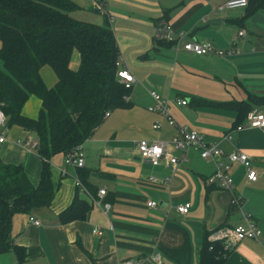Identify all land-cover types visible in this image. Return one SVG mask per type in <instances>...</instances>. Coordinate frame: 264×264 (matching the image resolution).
<instances>
[{
	"label": "crops",
	"instance_id": "obj_1",
	"mask_svg": "<svg viewBox=\"0 0 264 264\" xmlns=\"http://www.w3.org/2000/svg\"><path fill=\"white\" fill-rule=\"evenodd\" d=\"M70 1L78 10L103 15L109 23L119 61L135 80L128 94L129 106L110 112L81 145L83 168L66 166L63 154L50 158L52 203L34 215H13L11 245L22 251L23 260L19 262L10 249L0 255V264H120L129 260L154 264L151 257L155 254L160 264H198L207 235L245 222L254 224L261 235L236 244L225 253L224 264H264V131L249 128L247 122L250 113L264 115V103H253L239 120L229 108L197 104L264 99V9L250 0L246 8L234 10H220L228 0ZM162 24L227 55L196 56L181 45H159ZM77 64L75 53L71 68ZM45 67L40 76L48 88L52 85L46 83ZM150 91L168 102L177 126L197 132L205 143L216 146L223 162L228 164L230 153L248 156L257 180L247 182L242 165L228 164L232 189L209 186L206 180L214 172V161L202 160L193 150L187 152L186 162L174 167L166 160L152 165L140 159L137 142H170L177 135V129L159 113L148 111L154 106ZM175 98L186 99L187 106H176ZM37 101L33 103L40 106ZM154 124L159 129L153 130ZM6 130L1 162L22 166L36 187L42 160L30 147L18 144L28 139L24 137L28 132L18 127ZM227 134L230 141L224 139ZM170 155L182 156L174 148ZM79 173L87 192L74 186ZM99 190H105L103 198L98 197ZM74 198L88 205L86 219L61 225L58 215ZM234 199L240 202L238 206L232 205ZM147 202L156 207L148 208ZM103 204L110 206L107 213ZM184 204L190 209L181 216L176 207ZM29 217L41 225L28 223ZM95 228L100 235L92 234Z\"/></svg>",
	"mask_w": 264,
	"mask_h": 264
},
{
	"label": "trees",
	"instance_id": "obj_2",
	"mask_svg": "<svg viewBox=\"0 0 264 264\" xmlns=\"http://www.w3.org/2000/svg\"><path fill=\"white\" fill-rule=\"evenodd\" d=\"M250 1L264 9V0ZM77 9L70 0H0V110L6 128L35 133V154L42 160L36 187L22 166L6 165L0 160V255L12 249L19 262L23 253L11 245V219L15 214L29 215L51 205L54 187L50 158L81 147L102 124L106 113L129 106L124 98L130 90L116 79L119 50L109 23L95 25L75 20L71 13ZM157 44L174 45L163 40ZM75 53L78 65L72 69ZM44 66L55 75L52 88L41 79ZM31 96L40 101L37 119L22 115ZM256 99L197 104L229 108L239 120L245 118L253 103H264V99ZM81 176L79 173L80 182L88 189ZM88 210L85 202L74 198L58 215V222L64 225L84 221ZM207 236L198 264H224L222 246L208 243Z\"/></svg>",
	"mask_w": 264,
	"mask_h": 264
},
{
	"label": "built area",
	"instance_id": "obj_3",
	"mask_svg": "<svg viewBox=\"0 0 264 264\" xmlns=\"http://www.w3.org/2000/svg\"><path fill=\"white\" fill-rule=\"evenodd\" d=\"M247 7V0H228L220 10H234V9H243ZM239 35H242L240 33ZM158 39L163 40L168 43H173L174 47L181 45L182 49L185 52L194 54L196 56H206L209 54H215L217 56L227 55L221 51H215L208 44H201L195 41H192L184 33H175L168 25H160L158 29ZM232 53V52H231ZM229 53V54H231ZM228 54V55H229ZM116 79L126 90H130L131 86L134 84L135 80L133 76L126 70V68L118 60L115 64ZM154 106L148 108L149 112L159 113L167 122L170 127H175L177 129V135L171 139L170 142H147L139 141L136 143V151L140 159L149 162L152 165L158 164L161 160L168 161L170 166H176L179 163L186 162L187 152L190 150L197 151L202 160H211L214 161V172L206 180V184L209 186L216 187L221 190H231L232 189V180L227 175L228 164H240L246 170V179L247 182H255L257 180V174L250 169V160L245 154L235 152L230 153L226 156L228 162H223L220 158L222 152L213 145H209L204 142L201 135L195 131H191L185 127H179L176 125L174 119L169 113L168 102L163 100L156 92L150 91L148 93ZM125 103H128V97L124 98ZM187 100L184 98H175L174 104L179 107L187 106ZM109 116V113L104 115V119ZM248 127L253 129H261L264 131V115L260 113H250L247 116ZM153 130L159 129L158 125L154 124L152 126ZM239 130V129H235ZM6 119L2 111L0 110V147L6 142ZM224 139L227 141L231 140V136L227 134L224 136ZM19 145L26 147H31L35 149L37 142L28 138L23 143L18 142ZM170 148H174L181 152L182 156L180 158H175L170 155ZM64 164L70 166L74 169H81L84 166V158L81 152V147H76L74 150L64 155ZM61 175H65V171L61 170ZM152 181V179H149ZM74 186L80 191L87 192L80 182L78 177L74 178ZM105 195V190H99L98 197L103 198ZM239 201L234 199L232 205L238 206ZM98 205V204H97ZM146 206L148 208H155L156 204L154 202H147ZM110 209L109 204H103V212L107 213ZM190 209L189 204H184L176 207V212L185 216ZM28 223L33 224L34 226H40V222L35 220L33 217L28 218ZM92 234L95 236L100 235V232L97 228L93 229ZM260 231L254 226V224L245 222L244 225H239L234 228H220L211 232L207 237V242L210 244L219 243L222 246L224 253L231 250L236 244L240 243L243 240H257L260 237ZM209 250H212L209 247ZM151 261L154 264H160V256L155 254L151 257ZM120 264H136L133 261H125Z\"/></svg>",
	"mask_w": 264,
	"mask_h": 264
},
{
	"label": "rangeland",
	"instance_id": "obj_4",
	"mask_svg": "<svg viewBox=\"0 0 264 264\" xmlns=\"http://www.w3.org/2000/svg\"><path fill=\"white\" fill-rule=\"evenodd\" d=\"M71 15H72V17H74L75 20H79V21H83V22L91 23V24H95V25H103V23L106 21V19L104 18L103 15L95 14L93 12V10L88 11L86 9H83V10L77 9L74 12H72ZM73 60H75V54L72 57L71 63L73 62ZM45 69L47 70L46 75H45L46 83H50L52 85L51 87H53L54 84L56 83L55 76L49 67H45ZM51 87H48V88H51ZM33 102H38V101L34 96H31L27 100V102L25 103V105L23 106V109H22L23 114L29 119H37L38 115H39L40 106H38L36 103H33ZM7 132H8V130H6V133ZM24 137L30 138L33 141H36V135L33 132L25 133ZM32 150H33L32 152L35 153V149H32ZM34 214H36V211L31 213V215H34Z\"/></svg>",
	"mask_w": 264,
	"mask_h": 264
},
{
	"label": "water",
	"instance_id": "obj_5",
	"mask_svg": "<svg viewBox=\"0 0 264 264\" xmlns=\"http://www.w3.org/2000/svg\"><path fill=\"white\" fill-rule=\"evenodd\" d=\"M95 11H97L98 13L100 12V11H99V10H97V9H96Z\"/></svg>",
	"mask_w": 264,
	"mask_h": 264
}]
</instances>
